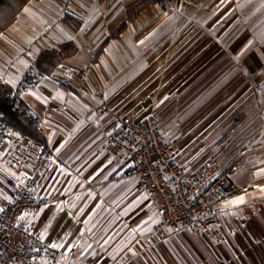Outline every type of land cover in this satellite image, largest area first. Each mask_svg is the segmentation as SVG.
Instances as JSON below:
<instances>
[{"label": "crops", "instance_id": "0c3cea01", "mask_svg": "<svg viewBox=\"0 0 264 264\" xmlns=\"http://www.w3.org/2000/svg\"><path fill=\"white\" fill-rule=\"evenodd\" d=\"M136 1L33 0L0 35V83L9 88L36 67L41 52L69 46L19 95L44 121L52 150L37 192L44 205L28 222L56 245L60 264L176 261L191 234L210 246L201 248L210 263L231 254L235 263L251 264L246 258L264 255V0L153 4L114 37ZM194 97L219 100L203 107L207 100L195 104ZM199 107L208 130L200 147H181L178 160L188 170L210 156L221 168L240 167L241 191L219 208L220 244L184 230L155 236L147 197L122 178L125 167L106 151L119 125L153 114L160 127L168 118L185 119L188 131L198 126L193 114ZM213 115L220 118L214 124ZM225 133L245 139L219 156L211 140ZM7 183L0 195L12 197L13 183Z\"/></svg>", "mask_w": 264, "mask_h": 264}, {"label": "built area", "instance_id": "2783aa9c", "mask_svg": "<svg viewBox=\"0 0 264 264\" xmlns=\"http://www.w3.org/2000/svg\"><path fill=\"white\" fill-rule=\"evenodd\" d=\"M42 77L40 69H27L16 87L10 88L8 99L25 112L43 141L22 135L0 117V184L10 186L7 182L11 180L15 193L0 195V264H60L59 251L38 237L28 222L44 205L37 192L52 150L44 121L21 106L19 95ZM180 149V140L166 138L153 114L117 126L106 143L111 158L126 169L122 178L133 180L153 208L155 236L190 230L207 243L220 244L224 237L219 208L241 191L235 178L240 167L221 168L219 159L210 156L188 170L177 158Z\"/></svg>", "mask_w": 264, "mask_h": 264}, {"label": "rangeland", "instance_id": "374dc122", "mask_svg": "<svg viewBox=\"0 0 264 264\" xmlns=\"http://www.w3.org/2000/svg\"><path fill=\"white\" fill-rule=\"evenodd\" d=\"M135 3H138V1H136ZM195 100V104H201L203 102V100H207L205 102V104L203 105V107L205 105H215L217 103V101L219 100L218 97H213V98H198V97H194ZM204 103V102H203ZM198 107V106H197ZM200 108V109H199ZM199 111L195 112L193 114V123H198V126L194 125L193 127H190V129L187 131V128H184V126L188 127L187 125H185V119H179V121H175L174 119H166L163 124H161V128L164 131V133L166 134V138L171 139L172 137H174L177 133H179L178 135V140H180L181 142V147L183 148V151L185 150L186 146L191 145L192 142H196L197 146L200 147L201 145V139H202V135L203 133L207 132V128H208V120H202L201 121V117L202 115H204V113L202 112V107H199ZM212 115V114H211ZM215 117L211 123L214 124V122L218 121L217 118L218 115H213L212 118ZM220 119V118H219ZM204 122V123H203ZM177 123V124H176ZM218 123V122H217ZM215 123V125L217 124ZM221 127H224L223 124L224 122L221 123ZM213 126V125H212ZM218 126V127H217ZM215 126L214 129L211 130L212 134H216V132L218 131L219 125ZM184 128V129H182ZM229 131V130H227ZM225 131H223L224 133ZM205 138V137H204ZM207 138V137H206ZM175 139V138H174ZM244 136H239L238 138H234L232 137V133L229 135L222 134V135H218L216 137H213L211 142H213V144H215V146L217 147V153L219 156H223V153H228L231 150H233L234 148L236 149L237 146L241 143H243L244 141ZM183 143V144H182ZM234 143H236L234 145ZM187 144V145H185ZM191 147V146H190ZM11 181V180H10ZM2 186V185H0ZM184 231H189V232H193L190 230H184ZM177 232H181V230H178ZM176 233V232H175ZM194 233V232H193ZM195 234V233H194ZM187 247L182 248L180 247V252L178 250H175L178 253V258L175 261H172L170 259V257L168 259H166V257L164 258L163 256V260L160 262V264H209L210 262L207 261L205 253H202V249L201 248H209L208 246L204 245V244H200L196 239L194 235H189L188 236V240H186ZM180 242L177 243V245H179ZM164 248H167L166 246H163ZM236 258H234L233 255H227L224 259H220L218 257H215V264H240L239 263H235ZM247 260L250 261L251 264H264V255L260 256V257H256L254 258H246ZM246 261V260H245ZM247 262V261H246ZM154 263V262H152ZM248 263V262H247ZM212 264V263H210ZM245 264V263H243ZM249 264V263H248Z\"/></svg>", "mask_w": 264, "mask_h": 264}, {"label": "trees", "instance_id": "16d2710c", "mask_svg": "<svg viewBox=\"0 0 264 264\" xmlns=\"http://www.w3.org/2000/svg\"><path fill=\"white\" fill-rule=\"evenodd\" d=\"M33 0H0V35L6 31L18 18L22 9ZM173 0H139V2L129 8L127 11V19L123 21L113 34L117 36L127 26L128 22L136 19L137 15L146 7L153 4L166 5ZM68 45H63L59 50H46L39 54L35 61L36 68L46 70L48 66L57 63L64 55ZM10 88L0 83V117L13 129L20 131L22 135L32 138L37 141H43L32 122L26 116L22 109L16 108L10 103L8 96ZM21 106L24 105L21 103Z\"/></svg>", "mask_w": 264, "mask_h": 264}, {"label": "snow or ice", "instance_id": "6c2138e0", "mask_svg": "<svg viewBox=\"0 0 264 264\" xmlns=\"http://www.w3.org/2000/svg\"><path fill=\"white\" fill-rule=\"evenodd\" d=\"M53 247H56V245H53Z\"/></svg>", "mask_w": 264, "mask_h": 264}]
</instances>
